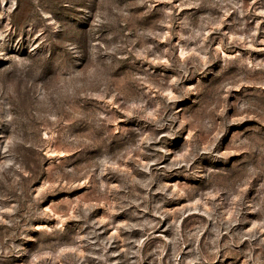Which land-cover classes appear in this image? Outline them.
I'll use <instances>...</instances> for the list:
<instances>
[{
  "label": "rangeland",
  "instance_id": "374dc122",
  "mask_svg": "<svg viewBox=\"0 0 264 264\" xmlns=\"http://www.w3.org/2000/svg\"><path fill=\"white\" fill-rule=\"evenodd\" d=\"M0 264H264V0H0Z\"/></svg>",
  "mask_w": 264,
  "mask_h": 264
}]
</instances>
